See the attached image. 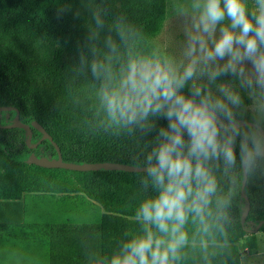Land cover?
I'll return each instance as SVG.
<instances>
[{
	"label": "trees",
	"instance_id": "1",
	"mask_svg": "<svg viewBox=\"0 0 264 264\" xmlns=\"http://www.w3.org/2000/svg\"><path fill=\"white\" fill-rule=\"evenodd\" d=\"M69 5L72 10L64 11ZM96 13L104 27L99 29L95 46L103 58L108 51L104 38L112 35L119 45L120 55L113 61L114 70H118L127 60L128 49L139 56L153 53V39L166 19L167 0H0V106L17 108L23 123L35 120L41 124L58 144L66 162L143 166L142 133L135 125H117L109 119L100 98L104 81L95 79L87 69L80 70L79 49L95 30ZM121 20L133 33L127 45L115 30ZM15 113L0 112V124L11 123ZM40 138L41 133L33 129L32 143ZM25 139L24 130L0 126V204L27 197L30 205L32 197L44 195L89 201L97 213L90 221L68 216L63 222H55L53 216L54 221L40 226L36 222L39 217L31 220L26 204L24 210L31 222L28 233L23 234L50 238L51 244L56 238H72L71 243L77 246L76 258H72L76 264H85L89 247L99 251L98 263L107 264L128 239L127 234L140 229L133 219L135 210L144 197L154 194L151 188H143L145 173L75 171L27 164L31 153L46 156L44 147L50 148L52 158L57 153L49 140L30 149ZM244 192L250 201L244 226L241 215L246 201L241 196V186L234 188L228 178L220 180L219 190L227 203L218 205L213 198L210 214L205 215L206 231L205 225L198 219L193 222L189 216L185 225L188 243L230 245L237 251L231 263L207 259L205 264H240L243 251L256 248L254 237L251 243L247 239L240 242L247 238L248 224L256 225L264 219V176L249 181ZM12 226L8 225L9 234L15 231ZM259 231L264 232V224Z\"/></svg>",
	"mask_w": 264,
	"mask_h": 264
},
{
	"label": "clouds",
	"instance_id": "2",
	"mask_svg": "<svg viewBox=\"0 0 264 264\" xmlns=\"http://www.w3.org/2000/svg\"><path fill=\"white\" fill-rule=\"evenodd\" d=\"M174 14L176 53L128 49L114 70L120 53L112 35L103 58L95 46L104 27L99 13L79 49L80 70L104 81L109 119L135 125L145 138L142 185L154 193L135 210L140 229L107 264H174L188 243L189 216L206 231L213 198L227 203L222 178L235 188L264 176V0H176ZM115 30L127 45L132 30L122 20Z\"/></svg>",
	"mask_w": 264,
	"mask_h": 264
},
{
	"label": "crops",
	"instance_id": "3",
	"mask_svg": "<svg viewBox=\"0 0 264 264\" xmlns=\"http://www.w3.org/2000/svg\"><path fill=\"white\" fill-rule=\"evenodd\" d=\"M59 197L60 195H44L37 198L32 197V199L40 202L47 198L59 200ZM26 204L29 206L27 197L0 204V264H76L72 260V258H76L77 251L76 244L71 243L74 239L57 240L56 238L54 239L55 242L51 244L50 238L23 234L28 233V226L31 222L28 218V212L26 213L24 210L27 208ZM54 217L55 222H63L59 218L58 220L56 216ZM54 217L51 215L36 222L40 226L45 221L44 225H46V223L54 221ZM8 225H13L15 231L9 234ZM20 227H22L21 230ZM236 252V249L230 245L206 247L187 243L180 250V258L174 264H205L207 259H210L209 261L220 259L231 263L236 258ZM98 253L99 251H94L93 247L87 248L85 264H100V262L98 263L99 259H97ZM246 253H248V249L243 251L240 264H243ZM95 259L96 262H94Z\"/></svg>",
	"mask_w": 264,
	"mask_h": 264
},
{
	"label": "rangeland",
	"instance_id": "4",
	"mask_svg": "<svg viewBox=\"0 0 264 264\" xmlns=\"http://www.w3.org/2000/svg\"><path fill=\"white\" fill-rule=\"evenodd\" d=\"M175 3L176 0H167L165 22L160 32L153 39L155 49L160 48L162 51L168 53H176L178 50L177 39L180 35L179 30L181 21L180 18L174 14ZM43 151L47 157H51L52 151L50 148L44 147ZM35 202L36 201L33 199L30 200L29 216L31 220L36 216L43 219L52 215L57 216L60 220L69 216L84 222L90 221L92 216L97 215L95 209L89 204V201L82 198H62L59 200L47 198L46 200L38 202L37 205ZM43 224H45V221H43ZM254 227L255 224H248L249 229H253ZM253 237L255 238L257 246L254 249L248 250V253H246L243 259V264H264V232H248L247 238H243L240 243L244 242L245 239L251 243L253 242Z\"/></svg>",
	"mask_w": 264,
	"mask_h": 264
},
{
	"label": "water",
	"instance_id": "5",
	"mask_svg": "<svg viewBox=\"0 0 264 264\" xmlns=\"http://www.w3.org/2000/svg\"><path fill=\"white\" fill-rule=\"evenodd\" d=\"M15 110V116L11 123L1 125L5 128H19L25 131L26 139L25 143L28 148H36L42 141L49 140L51 145L54 147L57 157H47L41 156L38 157L35 153H31L28 158L26 159L27 164H34L44 168H60V169H67V170H75V171H96V170H119V171H126V172H144L142 170L143 166H136V165H129L124 163H116V162H95V163H71L66 162L62 158L61 150L58 144L53 140L52 136L45 130V128L39 124L37 121L33 120L31 124L23 123L19 118V110L13 106H0V112H9ZM33 129L37 130L41 133V138L32 143V133ZM245 185H241V196L245 199L246 205L245 209L241 215V224L244 226L246 223V218L248 212L250 210V201L247 195L244 192ZM264 224V219L260 220L253 229H249L248 227L245 230L249 233H255L260 230L262 225Z\"/></svg>",
	"mask_w": 264,
	"mask_h": 264
},
{
	"label": "flooded vegetation",
	"instance_id": "6",
	"mask_svg": "<svg viewBox=\"0 0 264 264\" xmlns=\"http://www.w3.org/2000/svg\"><path fill=\"white\" fill-rule=\"evenodd\" d=\"M1 117V116H0ZM7 124H9V123H7Z\"/></svg>",
	"mask_w": 264,
	"mask_h": 264
}]
</instances>
